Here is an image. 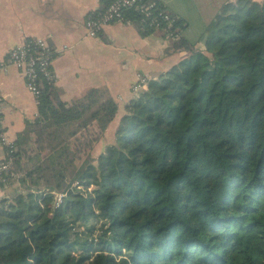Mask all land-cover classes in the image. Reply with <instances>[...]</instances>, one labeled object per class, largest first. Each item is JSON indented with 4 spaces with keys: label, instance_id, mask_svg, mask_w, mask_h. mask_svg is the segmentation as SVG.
<instances>
[{
    "label": "trees",
    "instance_id": "trees-1",
    "mask_svg": "<svg viewBox=\"0 0 264 264\" xmlns=\"http://www.w3.org/2000/svg\"><path fill=\"white\" fill-rule=\"evenodd\" d=\"M174 17L166 55L187 57L122 117L103 91L64 103L41 84L0 197V264H264V0L228 2L196 42ZM123 23L164 37L133 9Z\"/></svg>",
    "mask_w": 264,
    "mask_h": 264
},
{
    "label": "crops",
    "instance_id": "crops-1",
    "mask_svg": "<svg viewBox=\"0 0 264 264\" xmlns=\"http://www.w3.org/2000/svg\"><path fill=\"white\" fill-rule=\"evenodd\" d=\"M230 1L158 0L184 22L183 36L192 42ZM101 8V0H0V60L26 40L45 39L54 53V85L61 100L70 103L100 90L115 100L118 118L122 117L135 98L131 86L137 76L155 80L187 56L166 55L170 42L165 37L160 33L142 37L133 24L107 25L97 38H89L86 17ZM36 113V98L27 91L22 75L9 68L0 77V133L16 142ZM113 125L106 135L110 129L114 132Z\"/></svg>",
    "mask_w": 264,
    "mask_h": 264
},
{
    "label": "built area",
    "instance_id": "built-area-1",
    "mask_svg": "<svg viewBox=\"0 0 264 264\" xmlns=\"http://www.w3.org/2000/svg\"><path fill=\"white\" fill-rule=\"evenodd\" d=\"M108 4L95 12L88 14L85 21V30L89 38H97L102 29L111 24L123 23V13L133 9L142 16V21L155 31L164 33L165 39L174 41L178 35L172 33L176 18L161 7L158 0H107ZM53 51L45 39L32 38L22 45L14 47L7 56L0 60V77L9 68L16 69L23 77L27 91L37 99L40 94V86L43 83H54L52 71ZM148 79L137 76L131 86L132 93L137 96L146 88ZM0 146L3 153L0 154V195L8 189L7 177L16 179L12 167L11 154L16 147L13 142L0 133ZM60 202V198H58Z\"/></svg>",
    "mask_w": 264,
    "mask_h": 264
},
{
    "label": "rangeland",
    "instance_id": "rangeland-1",
    "mask_svg": "<svg viewBox=\"0 0 264 264\" xmlns=\"http://www.w3.org/2000/svg\"><path fill=\"white\" fill-rule=\"evenodd\" d=\"M199 48H201V46L199 45ZM112 129H110V131H108L107 135L105 136V138L103 140H101V143H99L95 149H94V154L98 155L99 153H102L105 148L107 147V145L110 144V136L112 134Z\"/></svg>",
    "mask_w": 264,
    "mask_h": 264
}]
</instances>
